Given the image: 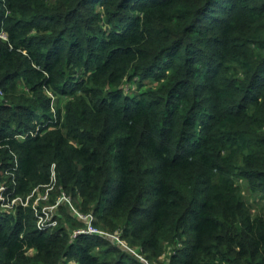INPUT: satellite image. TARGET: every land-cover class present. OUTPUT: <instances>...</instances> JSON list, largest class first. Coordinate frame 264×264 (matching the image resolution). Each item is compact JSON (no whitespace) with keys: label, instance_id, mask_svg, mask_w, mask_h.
<instances>
[{"label":"trees","instance_id":"16d2710c","mask_svg":"<svg viewBox=\"0 0 264 264\" xmlns=\"http://www.w3.org/2000/svg\"><path fill=\"white\" fill-rule=\"evenodd\" d=\"M1 187L0 264H264V0H0Z\"/></svg>","mask_w":264,"mask_h":264},{"label":"built area","instance_id":"2783aa9c","mask_svg":"<svg viewBox=\"0 0 264 264\" xmlns=\"http://www.w3.org/2000/svg\"><path fill=\"white\" fill-rule=\"evenodd\" d=\"M50 188L47 189L50 190ZM0 190H3V188L1 187ZM0 199L3 200V197L1 196L0 194ZM39 199L41 200H46L47 199V192H45L42 197H40ZM38 198L36 199L35 203L37 202ZM14 201H19L21 202L20 199H15L13 200ZM62 201H67L69 202L66 197L62 196V197H59L57 199V202L54 204V205H51V206H44L42 207L41 209V212L43 213V215H38V221H37V227L38 229L40 230H46L47 228H50V227H53L56 225V221L54 219H51V217H49V213L52 212L60 202ZM37 212V210H35ZM75 216L77 218H80L82 219L85 223H86V228L84 231H77L74 233V235H78V234H82V233H86V234H89V235H98V236H101V237H104V238H111L110 240H113V241H116L120 244H122L119 239L114 236V235H109L108 233L104 232V231H101L95 227L92 226V221H93V217L91 215H87V216H83L81 214H79L78 212H76L75 210L73 211ZM52 216V215H51ZM123 245V244H122ZM124 246V245H123ZM128 251L132 252L133 254H135L138 258L141 259L140 256H138L135 251H133L132 249L128 248L127 249Z\"/></svg>","mask_w":264,"mask_h":264},{"label":"rangeland","instance_id":"374dc122","mask_svg":"<svg viewBox=\"0 0 264 264\" xmlns=\"http://www.w3.org/2000/svg\"><path fill=\"white\" fill-rule=\"evenodd\" d=\"M131 95V94H130ZM60 99H58L59 101ZM57 101V100H56ZM243 188H241L242 190ZM256 196H252V199L250 198V196L246 197L247 198V201H248V204H250V207H253L254 209H259L260 207L263 206V202L262 200H259V201H255V198ZM107 239H111V238H107ZM116 242V241H114ZM163 260H167V257L165 255H162L161 256V259L160 261H163ZM152 264V263H151Z\"/></svg>","mask_w":264,"mask_h":264}]
</instances>
